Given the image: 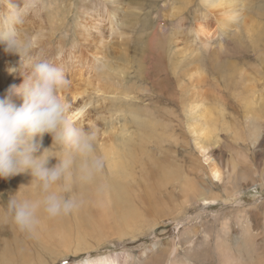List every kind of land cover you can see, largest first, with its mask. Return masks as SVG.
Wrapping results in <instances>:
<instances>
[{
  "label": "rangeland",
  "instance_id": "obj_1",
  "mask_svg": "<svg viewBox=\"0 0 264 264\" xmlns=\"http://www.w3.org/2000/svg\"><path fill=\"white\" fill-rule=\"evenodd\" d=\"M107 1L104 9V0H0V14L10 8L19 12L18 37L28 45L22 59L47 60L61 68L68 84L60 92L68 103L75 91L106 92L87 90L82 99L85 114L75 123L96 132V154L114 135L122 168L134 182L129 186L135 203L152 226L136 237L118 238V219L110 231L88 220L85 231L76 235L71 211L54 217L36 214L34 228L21 231L0 213V264H75L105 254L130 256L128 264H152L154 257L155 264H167L165 251L173 242L179 261L218 264L214 236H219L220 245L241 244L245 222L251 243L257 250L263 248L264 0H252L250 10L237 12L241 26L233 23L221 29L224 10H212V27L220 30L207 51L199 49L192 33L199 0L187 10L184 0ZM179 11L185 18L183 27L175 25L179 19H168ZM239 53L243 59H237ZM225 63L235 64V69L223 68ZM19 65L20 57L0 44V99L23 80L25 66ZM13 68L17 70L10 72ZM160 94L173 104L151 103ZM11 99L17 106L22 103L18 96ZM201 103L211 112L220 109L224 116L200 118ZM209 128L215 130L203 156L197 143ZM98 157L106 169L102 154ZM211 165L221 173L218 180L210 176ZM21 175L0 179V210L10 198L25 199L21 187L27 182L17 179ZM185 188L196 191L190 203H185L190 199L182 193ZM147 193L156 195L155 205ZM221 219L228 221L226 229ZM65 222L73 225V232L64 228ZM189 228L194 229L192 242H179ZM97 233L104 238L99 244ZM65 242L70 243L68 249L62 248ZM155 242L159 246L154 256L140 259Z\"/></svg>",
  "mask_w": 264,
  "mask_h": 264
},
{
  "label": "bare ground",
  "instance_id": "obj_2",
  "mask_svg": "<svg viewBox=\"0 0 264 264\" xmlns=\"http://www.w3.org/2000/svg\"><path fill=\"white\" fill-rule=\"evenodd\" d=\"M251 1L252 0H199L200 9L197 11V14L193 15L192 17L194 21V24L192 26V33L194 40L198 44L199 49L203 51H207L208 47L212 46V41L219 35L218 33V30H220L219 27H212L213 24L215 25L214 18L212 16V10L218 8L224 10L225 21L221 26V29L226 28V26L233 23H237L238 26H241L243 24L240 22L239 20L240 14H237V12H244L250 10L251 8H249V6L251 7L252 5ZM183 2L185 3V4L183 3L184 5L183 9L187 10L190 5L194 4L193 2H195V0H184ZM107 4L110 3L107 0H104V5H102L104 9L106 8ZM176 16L177 17L172 16L171 18L168 19L171 20L172 23L173 22L175 23L176 19H179V21L175 25H177L178 27L185 26L186 25L185 18L181 16V12L179 16L176 13ZM166 18L167 15H164V19ZM173 19H175V21H173ZM219 48L223 49L221 45L219 46ZM156 52L159 54L160 52L159 49H156ZM243 57L244 55L239 53V57L237 59L238 60L243 59ZM222 66L223 68H227L228 70L235 69V64L233 63H225ZM200 80L203 82L204 79H200ZM22 81L17 82L18 86L22 83ZM87 90L93 92L94 94L99 92H102L101 94H106V92L100 90L99 88L98 89L87 88ZM87 90L84 89L83 91L81 90V92H79L80 90L75 91L74 95L69 96V104L71 105L70 115L72 116L73 120L76 123L79 122L80 118H82L85 114L84 109L86 107V104L84 103L85 101H83L82 99H83V95H85V92ZM242 93L247 94L248 92L242 90ZM58 95L64 98V95L60 92V90L58 92ZM88 95H92V94H88ZM155 98L157 99V101H151V103H153L154 105H156L155 103H159V104L165 103L164 104L165 106L167 104H173V102L170 101L168 98L166 99V97L163 94L156 95ZM75 102L77 103V106H75L76 105ZM197 112L199 114V117L202 119L204 118L219 119L224 116L222 111L218 108H215V110L211 112V110L208 109L207 105L204 103H201L198 106ZM135 118L138 120V118L140 117H137L136 115ZM148 118L153 119L152 116ZM213 130L215 129L214 128L207 129L205 133L200 137L197 143L198 152L200 153V155L203 156L207 155L208 153L207 140L210 138V135L212 134ZM201 140H203L204 142L201 143ZM40 143H41V147L39 151L35 153L36 156H39L44 151V149H50L52 146V142L47 134L43 136ZM43 143L44 146H42ZM62 149L63 147L61 149L59 148L57 149V147L53 145V150L50 153H48V155L55 156L56 158L49 159L50 162L47 165L48 167H51L50 165L52 161H55L58 158L60 159L63 156V154L67 151L65 148L63 150ZM99 153L102 154V156L106 161V169L103 166L102 171L97 175H95L91 180H87V181L81 180L79 178L80 158L76 157L73 165L69 169V172L64 177L61 178L63 183H59V181H57V185H61V186L58 188L52 187L51 190L57 191L61 195L66 194L68 196H71L75 194L76 197L78 198L79 201L78 207H76L72 211V216L73 219H75L76 221L75 225L77 226V230L75 231L76 235H80L85 231V226H84L85 221L93 220L110 231L112 221L116 219H118V223L116 224V230L114 232V235H116L118 238H123L126 236L136 237L138 236V234H143L145 232L144 229L147 230L152 225L149 226V223L144 220L138 205H136L135 203L136 194L135 192L132 191L131 189L132 187L130 188L129 186V185H134V182L132 184V182L129 181L131 176L128 173H125V171L122 168V160H121L119 148L115 143L114 135L109 136V145H105L102 149H99ZM100 154L94 153V155L96 156H100ZM207 159L208 157L205 158V161H207ZM220 175H221L220 171L216 169L213 165H211L210 176L213 179L218 180L220 178ZM21 176L22 177H17V179H21L27 182L26 186L21 187V192H23V197L28 200L42 199L44 194L40 191L39 188L31 184L32 177L30 173L24 172L22 173ZM61 189H64V191H61ZM183 191L184 192L182 193L185 194L186 199L188 200L190 198L185 203H190L192 198L196 196V191H191L188 188H185V190L183 189ZM146 196L151 201L150 203L152 205L153 204L155 205L156 201L158 200V198H156V195L153 193H147ZM208 208L209 206H207L205 209ZM180 209H182V207ZM118 212L122 214L120 218ZM36 214L47 215L42 208L39 209ZM38 217H40V215H38ZM40 221H41L40 224L45 223L43 219ZM120 221H122L121 225H120ZM221 223L224 229L228 227L227 226L228 221L222 220ZM245 223H243V226L241 227L242 229L240 234V238L242 240L241 244L239 242H236L235 244L232 245L227 241L223 245H220L219 236L218 235L214 236L213 248L215 247V251L218 257V264H264V246H262L263 248L259 250L255 248V246L251 243V236H250V232L248 231L249 224L245 225ZM64 228L69 232L74 231L73 225L66 222L64 224ZM193 232L194 229H190V228L185 229V231L182 232L181 236L178 235L180 237L177 238L178 241L181 243H186V242L191 243ZM103 239L104 238H102V235L100 233H97L96 243L99 244ZM155 243L156 244H153L149 249H146L141 253L140 259L145 260L148 259L151 255L154 256L153 253L154 248L156 246H159L157 242ZM69 247H70V243L67 242L63 243L62 245L63 249H68ZM242 250L245 251L244 255L240 254V251ZM177 251L178 248L175 246V243L173 242L172 248L170 250L165 251L167 264H188L186 260H180V261L177 260L176 257ZM130 259H131L130 256H126V255L121 256L118 254H114V255L105 254L97 257L88 256L85 257V259H81L75 264H128ZM156 262L157 259L154 257L152 264H155Z\"/></svg>",
  "mask_w": 264,
  "mask_h": 264
},
{
  "label": "clouds",
  "instance_id": "obj_3",
  "mask_svg": "<svg viewBox=\"0 0 264 264\" xmlns=\"http://www.w3.org/2000/svg\"><path fill=\"white\" fill-rule=\"evenodd\" d=\"M21 22L22 17L15 9L0 14V44L6 52L20 57L19 68L25 66L22 83L11 86L8 96L0 99V179L29 172L31 184L44 195L39 200L10 198L0 213L19 230L31 231L39 209L54 217L78 207L75 194L65 197L51 190L69 172L75 158H80L79 178L84 181L102 171L103 159L94 155L96 132L78 126L70 115L71 105L58 95L68 84L62 69L47 60L22 59L27 56L28 45L18 37L17 25ZM12 96L20 97L22 103L17 106ZM45 134L51 135L52 146L36 156ZM53 145L67 151L56 165L48 167L49 159L56 158L48 155Z\"/></svg>",
  "mask_w": 264,
  "mask_h": 264
}]
</instances>
